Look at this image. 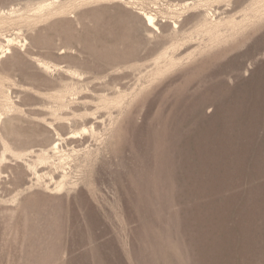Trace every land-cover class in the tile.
Wrapping results in <instances>:
<instances>
[{
    "label": "rangeland",
    "instance_id": "374dc122",
    "mask_svg": "<svg viewBox=\"0 0 264 264\" xmlns=\"http://www.w3.org/2000/svg\"><path fill=\"white\" fill-rule=\"evenodd\" d=\"M0 264H264V0H0Z\"/></svg>",
    "mask_w": 264,
    "mask_h": 264
},
{
    "label": "bare ground",
    "instance_id": "6f19581e",
    "mask_svg": "<svg viewBox=\"0 0 264 264\" xmlns=\"http://www.w3.org/2000/svg\"><path fill=\"white\" fill-rule=\"evenodd\" d=\"M147 14H148V13H147ZM145 18H146V20H147V22H148L149 25H153V24H152V23H153V20H154L153 17H151V16L149 17V15H146Z\"/></svg>",
    "mask_w": 264,
    "mask_h": 264
}]
</instances>
